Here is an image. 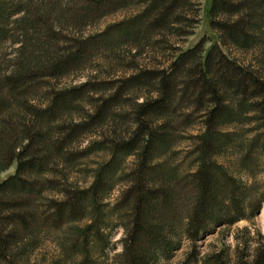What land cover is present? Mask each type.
<instances>
[{
	"label": "trees",
	"instance_id": "trees-1",
	"mask_svg": "<svg viewBox=\"0 0 264 264\" xmlns=\"http://www.w3.org/2000/svg\"><path fill=\"white\" fill-rule=\"evenodd\" d=\"M131 1L0 0V176L17 163L0 179V261L26 259L44 236L62 251L49 264H174L186 243L178 264H264L262 233L234 263L228 246L200 256L197 245L264 208V0H212L210 9L222 46L258 51L255 65L202 41L167 68L51 86L107 48L133 53L154 35H189L200 0H143L141 14L95 38L64 34L67 22L78 33ZM197 121L200 131L185 135ZM245 122L255 124L248 140ZM93 157L79 169L92 183L71 180ZM118 230L122 251L111 259Z\"/></svg>",
	"mask_w": 264,
	"mask_h": 264
},
{
	"label": "rangeland",
	"instance_id": "rangeland-1",
	"mask_svg": "<svg viewBox=\"0 0 264 264\" xmlns=\"http://www.w3.org/2000/svg\"><path fill=\"white\" fill-rule=\"evenodd\" d=\"M198 3V2H197ZM212 0H200L199 4L195 8L198 10L196 22L192 28L189 29V35L187 36H170V35H158L151 38L145 47L133 48V53H129L131 46L124 43L123 46H117L116 48H107L102 52L95 53L92 61H90L88 67L84 70L76 72L70 76H66L59 81H53L51 86L58 89H66L74 86H79L87 81H103L117 78H124L129 75L135 74L138 71V66L148 68H162L168 67L172 63L175 57L182 51H187L194 48L200 42H205V48L210 49L213 45L218 44L222 50L232 58L238 59L240 62L257 64L259 61L260 53L258 51H251L246 54L237 52L236 50L222 46L218 33L211 27L210 9ZM147 3L143 0H133L129 2L127 8L121 9L117 12L104 16L100 21L94 23L87 28L77 33L75 27L71 22H67L63 25L65 29L64 34L68 36H83L97 37L107 28L120 24L124 21L131 20L133 17L141 14ZM62 44V43H61ZM66 44V43H65ZM63 45V44H62ZM16 48V46H15ZM142 51V54L134 57L136 50ZM3 53L6 59L11 56L8 54L13 53V47L7 43L3 47ZM13 57V56H12ZM138 65V66H137ZM199 121L195 126L185 132V135L197 134L200 131ZM240 124L238 131L244 139H250L254 133L249 130L255 125L254 122ZM252 123V124H251ZM87 143L83 144L85 147ZM180 149L185 156L191 149V142L189 140L182 141ZM92 159L81 161L79 166L75 170L68 172L71 180H78L82 185H90L94 179L93 173L86 171H79L82 167H94V160ZM17 163H14L7 171L3 172L0 176L1 180L8 178L15 174ZM257 181L262 187H264V172L257 177ZM121 192V187H118L112 194L111 200L114 202ZM258 233L264 234V208L259 215L253 221L242 220L232 227H218L213 233L204 235V237L198 242V249L200 256H204L207 253L219 250L223 247L229 248L230 255L232 256L233 263L237 258V249L247 250V253H253L257 247L256 238ZM123 230H118L113 237L116 244L115 248L109 251L110 258L112 259L116 254L122 251L120 240L123 238ZM189 251V245L186 243L184 248L179 251L174 259V264H178L184 259L185 254ZM62 256L61 248L53 241V239L42 236L40 238L37 248L32 250L27 258L20 260L16 264H49L53 261H57ZM0 264H7L0 261Z\"/></svg>",
	"mask_w": 264,
	"mask_h": 264
}]
</instances>
